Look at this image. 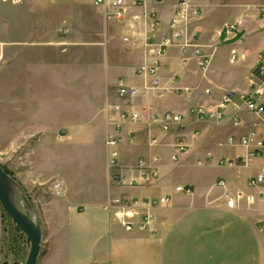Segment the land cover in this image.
<instances>
[{"label": "crops", "instance_id": "0c3cea01", "mask_svg": "<svg viewBox=\"0 0 264 264\" xmlns=\"http://www.w3.org/2000/svg\"><path fill=\"white\" fill-rule=\"evenodd\" d=\"M2 1L13 3H0L5 10L21 7L18 5L21 0ZM95 1L77 3L94 5L98 13L94 24L97 22L101 27L105 22L106 27L95 31L100 37L94 40H104L105 33L110 46L108 58L106 55L104 58L106 63L110 58L111 64L108 62L106 66V83L102 82L97 88L99 99L96 97L94 117L103 124V109L109 102L110 105L128 106L140 112L141 118L126 120L118 131L109 125L106 129L105 123L104 133L97 135L91 146L85 147L62 148L54 133H35L38 136L35 145L29 146L33 155L29 162L33 167L31 170L37 171L35 178L45 181L57 178L62 185L61 194L52 198L40 216L44 236L39 261L41 264H264V195L260 196L257 188L249 184L254 175L264 171V152L251 157L247 163L229 167L219 163L223 158L246 157L255 147L254 144L247 147L238 143L221 147L220 142H225L228 135L239 137L258 128L256 133L264 138V125L257 122L243 99L251 90L250 74L264 56V20L259 19V8L264 0H191L201 11V17L193 27L198 26L201 30L199 42L211 57V64L207 70H202L191 49L183 53L179 46H171L162 58L160 76L164 83L188 87L190 93L174 94L165 99H159L150 89L148 76L136 72L138 66L149 60L144 47L148 25L107 21L103 6H96ZM179 1L162 0L153 4L162 33H166L167 23ZM237 22L236 29H228L227 25ZM36 27L37 22L32 18L0 13V59L4 61L11 56L16 59L19 52H24V63H14L15 67L23 68L27 58L30 64L32 59L40 58L39 42L51 40L39 34ZM223 40L231 44L222 48ZM220 50L222 55L217 58ZM233 55L235 60H232ZM219 60L222 61L220 65ZM224 62L229 66H224ZM99 66L104 69L101 58ZM121 78L144 90L145 94L130 101L121 100L115 87ZM89 86L82 89H90ZM207 88L211 89L210 95L205 93ZM230 89L239 98L229 105L222 121L202 120L189 113L193 106L218 103ZM165 112L182 114V123H171L170 128L164 130L162 119L155 115ZM234 117H240V126H234ZM108 123L113 125L111 121ZM107 132L120 136L119 161L125 167L128 181L140 178L135 169L140 158H145L159 170L160 179L151 186L118 187L111 184L105 147ZM179 137L186 140L190 148L174 162L173 146ZM0 138L4 140V137ZM154 138L158 141L152 144ZM4 147L5 152L11 153V146ZM53 147H59L56 153L52 151ZM14 148L21 153L27 149L25 145ZM71 149L82 151L79 162L75 163L74 158L71 160ZM60 151L65 154L56 155ZM209 153L214 157L212 164H197L198 159ZM20 177L16 179L21 184L32 183L27 176ZM222 178L230 190L253 195L254 202L243 200L237 206L240 209L229 208L218 186V180ZM177 185H192L194 193H178L175 191ZM123 193L138 197L170 196L169 205L154 210L155 235H149L139 227L127 231L113 212L105 210L111 196ZM3 216L0 206V264H7L4 245L7 227ZM237 222L240 225L236 227L234 223Z\"/></svg>", "mask_w": 264, "mask_h": 264}, {"label": "rangeland", "instance_id": "374dc122", "mask_svg": "<svg viewBox=\"0 0 264 264\" xmlns=\"http://www.w3.org/2000/svg\"><path fill=\"white\" fill-rule=\"evenodd\" d=\"M78 1L81 2V0H21L18 4L21 6L19 9L5 10L0 7V13L12 17L32 18L37 22L38 33L51 40L39 42V49L42 50L38 52L40 58L32 59L31 64L27 58V64L23 68L15 67L14 63L15 61L17 65L20 61L24 63L26 60V57H23L24 52H19L17 54L19 58L16 59L13 56L7 57L4 61L0 59V137H4V140L0 138V162L13 177L21 178L22 175L30 178L31 184L22 185L40 216L52 198L60 195L62 190L59 192L55 186L60 183L59 179L46 181L36 179L37 171L31 170L33 167L29 162L33 155L29 151V146L38 138L35 133H54L59 145H63L62 148L66 146L77 148L91 146L96 136L104 133L105 123L106 129L107 125L115 128L108 123L111 116H106L109 102L103 109L104 123L102 124L98 117H94L99 99L96 95L97 88L102 82L106 83L104 80L106 66L111 61L109 58L106 63L104 58L105 55L108 58L110 48L109 41L105 40V33L104 40L97 42L94 40L100 37L95 31L106 28L103 25L105 22L101 27L96 21L94 24V20L98 19L94 5L80 2L81 5H77ZM0 3L10 5L12 2L0 0ZM64 30L68 31L63 32ZM98 42L101 43L97 44ZM230 44L231 42L223 40L222 48ZM221 55L222 50L217 53V58ZM99 58L104 62V69L103 66H99ZM218 63L220 65L222 61L219 60ZM225 65L227 64L224 62ZM88 85L90 89H82ZM235 98L238 99L239 95L236 94ZM257 129H254L255 132H258ZM109 135L119 134L105 133L106 138ZM23 145L27 147L26 152L21 153L14 148L16 146L19 149ZM4 146L7 148L11 146V153L5 152ZM58 149L59 147H53L52 151L56 153ZM80 152L82 151L72 149L70 151L69 156L72 161L74 158L75 163L81 159ZM63 154L65 153L60 151L56 155ZM227 205L233 208L228 202ZM0 206L7 227L4 239L6 263L24 264L30 242L23 231L18 230L19 227L1 204ZM116 218L127 231H131L123 225L118 216ZM137 218L140 217H134V228L141 226V219ZM234 224H237L236 227L240 225L239 222ZM153 227L154 232L147 231L152 236L156 234L154 224Z\"/></svg>", "mask_w": 264, "mask_h": 264}, {"label": "built area", "instance_id": "2783aa9c", "mask_svg": "<svg viewBox=\"0 0 264 264\" xmlns=\"http://www.w3.org/2000/svg\"><path fill=\"white\" fill-rule=\"evenodd\" d=\"M162 0H96L95 4L103 6L104 14L107 19L117 22H133L138 26L142 24L148 25L149 32L144 37V47L148 54L149 60H146L143 64L137 67L136 72L141 76H148L150 78V89L156 92V96L159 99H165L174 94H186L190 93L188 87H179L174 82L167 84L164 83L160 76V66L162 58L167 50L174 45L179 46L183 53H187L190 49L193 52V56L198 62L199 67L202 70H207L211 64V57H209L200 45L201 30L198 26L193 27V23L201 17L200 9L194 5L191 0H180L174 7L172 17L167 23L166 33L161 31V21L157 16V12L153 7V4L161 3ZM260 18L264 20V4L260 5ZM238 22L229 24L228 29H236ZM64 30L63 32H67ZM162 33V34H161ZM125 40H128L126 37ZM236 56H232V60H235ZM183 62H187V58H183ZM250 92L244 94L243 99L246 107L255 114L257 122L264 123V56L258 61L257 68L250 74ZM117 95L121 100L130 101L145 94L144 90H141L137 86L128 84L124 79H119L116 85ZM205 93L210 95L211 89L207 88ZM236 92L232 89L227 90L220 101L212 106L197 105L190 108L189 113L198 119L222 121L226 116V110L233 102ZM107 114L110 117V121L117 130L121 128V125L126 120H139L141 113L135 110H131L128 106H124L121 103L109 104ZM116 116V118H115ZM160 117L162 128L168 130L171 123L181 124L182 114L165 112L162 115H155ZM154 117V115H153ZM240 117H234V126H240ZM157 138L152 140V144L157 143ZM119 135H109L105 139V147L107 150V167L109 171V177L111 184L118 187L128 186H151L160 179V172L157 168H154L147 163L145 158H140L136 164L135 169L139 173V179H132L128 181L125 176V167L121 165L119 161ZM241 144L243 146H250L254 144V150L249 152L246 157L237 155L232 158H223L219 163L226 164L228 166H234L239 163H247L253 156H260L264 152V138L258 135L256 132L241 134L237 137L234 134L227 136L225 142H220V146L224 145H236ZM190 146L186 140L179 137L173 146L172 160L174 162L179 161L184 153L189 150ZM214 161L212 154H206L203 158L197 160L199 165H210ZM249 184L251 187L257 188L260 196L264 195V171L258 172L254 175ZM59 192L62 190V185L59 183L55 185ZM218 186L222 189V196L228 202V204L235 208L243 200L248 203H253L255 197L253 195L245 194L244 192H234L227 187L225 179L218 180ZM175 191L183 194L194 193L192 185H177ZM171 203V198L168 194L160 196H145L138 197L123 193L121 195H113L109 198L105 210L113 212L116 217L118 216L123 225L129 230L134 228V217L139 216L141 219L140 228L143 231L154 232L153 224L155 222L154 210L158 207L167 206Z\"/></svg>", "mask_w": 264, "mask_h": 264}, {"label": "water", "instance_id": "95a60500", "mask_svg": "<svg viewBox=\"0 0 264 264\" xmlns=\"http://www.w3.org/2000/svg\"><path fill=\"white\" fill-rule=\"evenodd\" d=\"M0 203L30 242L25 264H38L44 236L40 214L23 185L1 163Z\"/></svg>", "mask_w": 264, "mask_h": 264}, {"label": "trees", "instance_id": "16d2710c", "mask_svg": "<svg viewBox=\"0 0 264 264\" xmlns=\"http://www.w3.org/2000/svg\"><path fill=\"white\" fill-rule=\"evenodd\" d=\"M3 167L5 168V166H3ZM5 169H6V168H5ZM6 170H7V169H6ZM7 171H8V170H7ZM18 230H19V231H21V229H20V228H18Z\"/></svg>", "mask_w": 264, "mask_h": 264}, {"label": "bare ground", "instance_id": "6f19581e", "mask_svg": "<svg viewBox=\"0 0 264 264\" xmlns=\"http://www.w3.org/2000/svg\"><path fill=\"white\" fill-rule=\"evenodd\" d=\"M229 167V166H228ZM238 167V166H237Z\"/></svg>", "mask_w": 264, "mask_h": 264}]
</instances>
